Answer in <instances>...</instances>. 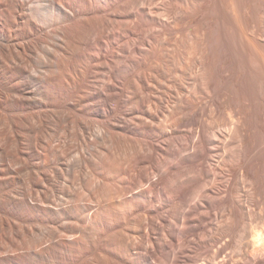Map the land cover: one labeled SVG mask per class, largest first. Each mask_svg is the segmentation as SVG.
Here are the masks:
<instances>
[{"label": "bare ground", "instance_id": "bare-ground-1", "mask_svg": "<svg viewBox=\"0 0 264 264\" xmlns=\"http://www.w3.org/2000/svg\"><path fill=\"white\" fill-rule=\"evenodd\" d=\"M263 20L0 0V264H264Z\"/></svg>", "mask_w": 264, "mask_h": 264}, {"label": "rangeland", "instance_id": "rangeland-1", "mask_svg": "<svg viewBox=\"0 0 264 264\" xmlns=\"http://www.w3.org/2000/svg\"><path fill=\"white\" fill-rule=\"evenodd\" d=\"M263 23H264V20H263ZM156 30H158V29H156ZM178 38V37H177ZM182 51H183V48L181 49Z\"/></svg>", "mask_w": 264, "mask_h": 264}]
</instances>
